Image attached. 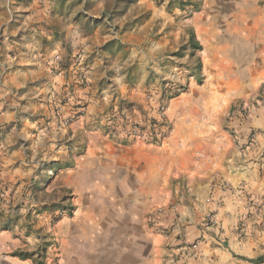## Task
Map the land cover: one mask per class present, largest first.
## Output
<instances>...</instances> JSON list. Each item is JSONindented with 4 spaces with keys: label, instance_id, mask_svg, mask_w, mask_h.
<instances>
[{
    "label": "rangeland",
    "instance_id": "rangeland-1",
    "mask_svg": "<svg viewBox=\"0 0 264 264\" xmlns=\"http://www.w3.org/2000/svg\"><path fill=\"white\" fill-rule=\"evenodd\" d=\"M21 1L0 0V115L4 117L0 142L18 136L26 140L18 145L27 153L22 166H35L31 182L39 184L40 191L33 195L49 199L50 226L63 218L75 221L83 210L96 227L92 232L102 233L106 226L104 238L111 245L119 242L126 232L125 222L131 224L129 214L122 208L118 216L109 199L115 184L130 182L128 171L144 179L131 178L135 185L162 179L184 202L197 203L200 193L191 189L192 175H174L171 169L164 178L157 174L163 167L159 151L177 128L186 136L201 138L199 145L189 142L187 147L202 153L208 149L207 138L219 133L228 141L226 151L233 152L230 160L238 158L240 167L248 168L256 155L263 178L264 0H115L101 18H88L84 12L74 18L80 24L79 35L90 38L100 30L96 34L100 41L86 46L73 36L65 39L62 33H54L48 44L43 43L49 46V56H40L39 64L19 59L21 36H29L27 30L15 29L14 21L20 20L15 6ZM59 1L62 5L72 1L71 11L84 4L83 0ZM189 30L201 47L195 54L201 63L199 75L191 71L196 60L190 51L179 53L188 42ZM125 34L131 39L123 44ZM21 75L29 78L25 85ZM172 86L179 95L163 99V90ZM31 140L40 141L41 149L49 144V159L31 154ZM215 174L200 176L198 182L220 191L218 204L229 197L234 202L241 199L244 214L237 226L238 240L259 238L255 233L262 238L260 254L236 259L264 264L260 262L264 194L254 196L245 182L237 185ZM167 205L132 210L141 214V228L151 234L157 224L154 213L167 211ZM217 211L197 227L213 234L217 248H226ZM115 220L118 225L124 222L121 229L113 225ZM183 223L174 217L162 230L171 236L176 233L180 240ZM198 241L181 245L195 248ZM54 242L51 237L49 246Z\"/></svg>",
    "mask_w": 264,
    "mask_h": 264
},
{
    "label": "crops",
    "instance_id": "crops-1",
    "mask_svg": "<svg viewBox=\"0 0 264 264\" xmlns=\"http://www.w3.org/2000/svg\"><path fill=\"white\" fill-rule=\"evenodd\" d=\"M113 1L115 0H83L84 4L73 11L69 8L72 1L65 5L59 0H22L16 3L15 14L20 20L14 21L15 29L18 32H29V36H21L19 59L26 64H39L40 56H49V46L45 44L54 38V33H62L65 39L73 36L76 42L93 46L96 40L100 41L96 39L100 30L93 37L83 38L79 35L80 24L74 18L83 12L88 18H101L111 8ZM147 25L152 26L150 22ZM122 38L123 44L131 39L129 34ZM27 49L31 51L30 55L25 53ZM21 76V84L25 85L29 78L27 75ZM3 121L4 117L0 115V126ZM207 139L206 152L195 151L188 148L187 144L192 142L199 145L201 138L198 140L196 136H186L182 129L177 128L166 141L165 147L159 151V161L163 167L159 169L158 177L164 178L167 169H171L174 175H192L195 183L191 185V189L195 194L200 193L199 203L191 200L184 202L175 195L176 189L172 185L164 186L160 178L157 184L135 185L131 178L138 181L144 179L134 171H128L130 182L122 181L113 186L110 206L118 208V216L122 208L126 210L131 223L128 225L129 222H125L123 239L113 245L104 238L106 226L103 231L100 229L102 233L92 232L96 231V227L90 222V215L83 210L75 221L63 218L54 227L50 226L49 199L40 200L33 195L34 191H40V185L31 182L35 166H22L27 153L26 149L18 145L21 140H26L18 136L17 139L13 137V141H1L0 145L5 150L0 152V264H245L236 257L257 256L262 239L260 234L255 233L259 238L252 236L238 240L240 235L237 226L244 214L241 199L234 202L229 197L223 204L216 203L215 199L221 196L220 191H213L211 186L199 183L198 177L215 172V175L237 185L245 182L250 193L261 196L264 194V174L263 178L259 177L260 164L256 155L251 158L253 163L247 165L248 168H243L239 166L238 158L230 160L233 152L226 151L228 141L222 139L219 133H213ZM47 140L49 143V137ZM28 142L34 157L40 154L49 159V144L47 149H41L40 141ZM169 193H172L171 197ZM166 203L167 211L154 213L157 222L154 232L150 234L144 231L141 228L143 217L132 209L159 207ZM45 207L48 208L44 210ZM197 208L198 214L195 213ZM216 209L226 248H217L211 240L214 238L213 234L197 227L205 216ZM38 211L40 213L37 215ZM28 213L32 216L28 217ZM174 217H180L184 221L180 240L175 238L176 233L171 236L162 230ZM135 218H138L137 223L140 224L137 233L134 230ZM112 223L118 225L116 220ZM121 223L124 222H120L118 227ZM51 237H54L55 242L49 246ZM184 238L185 241L182 242ZM196 240L199 241L195 248L181 245Z\"/></svg>",
    "mask_w": 264,
    "mask_h": 264
},
{
    "label": "trees",
    "instance_id": "trees-1",
    "mask_svg": "<svg viewBox=\"0 0 264 264\" xmlns=\"http://www.w3.org/2000/svg\"><path fill=\"white\" fill-rule=\"evenodd\" d=\"M187 33H188V42L186 45H184L180 49L179 53H184L188 50L190 51V57L195 58V60H196L194 67L191 68V71H194L196 75H199L201 63H200L199 58H197L195 56V54H196V51L200 50L201 47H200L199 42L196 40L194 32L192 30H189ZM179 53L177 55H179ZM177 55H175V56H177ZM164 86H165V84L162 87H164ZM178 95H179V90H178V88H176V86H172L169 89H164L162 92V98L166 99V100H168V99L170 100V99H172ZM260 262L264 263V258L260 259Z\"/></svg>",
    "mask_w": 264,
    "mask_h": 264
}]
</instances>
